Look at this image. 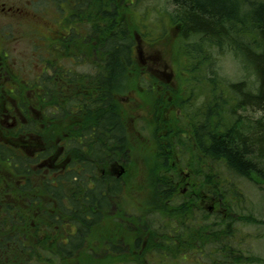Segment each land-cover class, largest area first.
Masks as SVG:
<instances>
[{"label":"rangeland","instance_id":"obj_1","mask_svg":"<svg viewBox=\"0 0 264 264\" xmlns=\"http://www.w3.org/2000/svg\"><path fill=\"white\" fill-rule=\"evenodd\" d=\"M31 1L34 10L43 12L47 16L46 18L39 15V17L30 20L31 28L48 36L50 31L43 26L49 27L59 34H64L68 30L69 24L65 19L68 16L69 7L61 4L63 9L61 11L54 0ZM136 1L139 0H130L133 5ZM250 1L253 4L258 3V0ZM174 3V0H145L139 4L138 8L140 10L151 9L155 12H152V21L155 24L152 29V31L155 30L153 35L157 38L160 35V39H163L157 45L159 56L168 64L170 71L174 74L173 80L178 82L180 88L182 87L178 97L186 104V109L189 112L187 118L192 116V118L206 119V122H209L214 113L217 114L218 111H225L229 108V106H225L231 105L234 108V94L229 90L232 85L245 83L246 91L255 92L258 87V75L235 50L232 37L225 40L224 45L219 47L209 46L199 37H192L188 42H184V49H182L181 45L184 40L182 39V42L179 40L180 33L177 31V27H180V16ZM123 14L125 15L126 11H123ZM131 14L138 20L139 13L136 8H132ZM45 19H50L53 22L45 25ZM239 20L247 22L248 19L244 17ZM140 23L146 25V19L140 18ZM131 24L133 23L131 22ZM76 27L78 28V26ZM77 33H81L79 28ZM23 36L25 35L21 37ZM30 36L32 35L30 34ZM135 36H139V34L135 33ZM79 39L80 37L76 36V40ZM30 41L29 38L21 40V70L25 80L34 81L41 74L43 68L36 61ZM73 43L78 47H75V50L74 47L72 48V59L68 60L67 64L72 75L86 77L87 74H95V68L90 65V61L86 57L89 51L86 52L82 49L79 42L73 41ZM191 50L194 51L191 52ZM191 53H198V56L193 57L196 54L192 55ZM77 56L82 57L73 61V57ZM136 57L140 59L138 54ZM63 58V55L57 58L56 63H60ZM199 60L202 63L198 62ZM63 66H66L65 62H63ZM200 66L202 67L199 71ZM138 80H140L138 72L129 75L127 89L119 91L118 102L122 108L127 130L134 128V122L135 124L140 123L138 118L144 114L145 117L148 114L151 116L156 111L152 106L149 108L138 89L135 90ZM213 80H216V83ZM216 96L220 99L217 100ZM56 100L60 102L59 99ZM235 112L239 120L246 118L261 121L264 118L260 110L253 111L248 108L236 107ZM66 117L67 112L62 116L58 115V126H56L58 138H62L66 133L69 124ZM196 121L198 122V120ZM185 125L182 126L183 131L178 140L180 143L183 141L182 145L187 143L189 146L188 151H183L182 148L181 151L182 158L191 161L189 167L185 166L182 169L190 180L188 182L185 180L180 185L178 193L188 192V194L178 195L172 204L179 207L187 202L190 207V213L187 216L176 214L172 218L163 219L162 215L154 212L151 205L154 196L149 186V177L151 175L154 177L157 173L160 174V172H152L155 169L158 171L163 169L158 164L146 168L143 163H135L127 169L126 175L122 179L125 197L122 198L121 208L112 209L110 213L102 215L101 221L93 229L94 238L90 245L71 258L60 259L50 256L46 248H55L54 242H48L54 233L47 230L49 227L47 219L40 218L42 220L40 225L43 227L41 234H43V239H47L46 243H36L32 252L33 256L23 255L21 257L16 252L15 254L19 256L17 259L14 257L12 261L20 262V264H24V260L30 264H264V184L259 180V184H257L256 181L252 182L236 177L228 172L224 164L203 158L197 150L195 137L191 134L192 125L190 122ZM156 130L157 133L148 141V144L153 147L161 142L164 145L169 139L165 137L164 131L158 132V128ZM142 132L149 134L143 129ZM9 140L12 141V139ZM137 144L139 145L138 142ZM193 160H196L194 164ZM165 172L166 179H169L172 173L169 170H165ZM177 173L180 174V170ZM10 191L12 192V189ZM41 191V194L45 195L43 188ZM204 196H207L206 200H209L205 202L206 204L203 203ZM208 196L216 198L215 212L208 209V205L211 204V199H208ZM193 197L197 200L194 201ZM8 199L13 210L10 219L14 218L16 222L21 221V210L27 209L23 207L20 199L14 197ZM147 200L151 204H146ZM131 205L134 206L132 210H136L134 215L138 223L132 224V227L122 226L119 224V218L129 221L126 211L130 210ZM167 207L170 208V205L167 204ZM228 215L231 217L230 219L227 218ZM8 218L7 215H0V220L6 225L5 227L9 224ZM222 219L227 222H223ZM145 221L148 225L147 228L143 225ZM29 222L34 228L36 221L30 219ZM5 227L2 230L5 234L21 232L19 223L12 225L8 231ZM14 227L15 229H13ZM66 228L68 231L70 230V227ZM61 231L63 230L60 228ZM136 240L140 242L141 249L134 247ZM107 242L116 244V246H119L120 242L124 251L120 254L104 251L103 248L107 247ZM51 252L54 253L55 250Z\"/></svg>","mask_w":264,"mask_h":264},{"label":"trees","instance_id":"obj_2","mask_svg":"<svg viewBox=\"0 0 264 264\" xmlns=\"http://www.w3.org/2000/svg\"><path fill=\"white\" fill-rule=\"evenodd\" d=\"M55 1L61 11L63 10L61 4L68 7L70 2L80 3L79 7H81L82 2L88 3L90 9H93V3H97L95 6L100 8L102 12L105 11L103 23L98 24L93 19H90V32L104 35L99 36V39L98 36L89 37L90 43H95L96 45L92 46L90 44V50L86 57L90 61V65L95 68V74H87L86 77L72 75L71 78L73 81H88L90 90L95 92L94 94L90 93V101L99 107L96 110H91V113L104 115L103 120H100V122L104 124L102 126L105 129L103 130L106 134L105 141L108 143L107 134L115 130L112 128L116 126V133L121 136L122 144L130 145L122 108L116 96L120 95L119 91L122 92L127 89L129 75L137 73H133L131 70V67L136 65L135 49L137 36H135V33L140 35L139 31H141L144 36L148 35L149 37L151 35L154 37L155 30L152 31V29L155 24L152 21V12H155L151 9L140 10L138 8L139 4L145 0L136 1L134 5L131 4L130 0ZM174 2L177 7L176 11L180 16L179 40L181 42L182 39L184 40L181 45L182 49H184V42H188L192 37H199L202 42H206L213 47L224 45L225 40L232 37L235 50L238 54H241L245 62L258 75V87L255 92L246 91L245 83L234 84L230 89L227 88L231 93L233 91L234 108L231 105L225 106H229V108L225 111H218L217 114L214 113L211 117L212 120L209 122H206V119L192 118V116L187 118L184 123L190 122L192 125L191 134L195 137L197 150L202 154L203 158L224 164L230 174L252 182L256 181L257 184H259V180L264 184V118L261 121L246 118L239 120L235 112L236 107H241V109L248 108L253 111L260 110L264 117V0H258L256 4H253L250 0H174ZM132 8L138 10V20L131 14ZM123 11H126L125 15ZM243 16L248 19L247 22L239 20L244 18ZM140 18L146 19V25L145 23H140ZM73 38L76 40V37ZM157 40L158 38L154 37L153 42ZM191 48L193 49V46ZM193 51L191 50V52ZM62 55L64 57L62 61L55 64L58 65L57 75L59 79L65 80L70 77L65 68H68L67 64L68 60H71V56L67 53ZM62 55H59L58 58ZM197 56L198 53L193 57ZM79 57L82 56L73 57V61ZM63 62H65L66 66H63ZM198 62L202 63L200 60ZM201 67H199V71ZM48 80L53 81L55 79L48 78ZM213 81L216 83V80ZM101 90H104V94L100 93ZM101 97L104 98L103 102H101ZM216 99L220 98L216 96ZM184 105L186 106V104ZM62 107L63 109L66 107L64 103ZM64 112L60 110L58 115ZM161 130L163 129L158 128V132ZM182 131V127H177L174 141L171 142L168 139L166 143L170 142L182 148L183 151H188V144L182 145L183 141L180 143L178 140ZM156 133L157 130L154 128L152 136ZM161 145H163L162 142L157 143L159 147L157 151H160ZM108 153V151L105 153L102 151L103 155H108ZM155 156L159 161L163 154L158 152ZM79 160L80 162H78ZM193 161L195 162L196 160ZM15 162L21 167L23 166L22 159L21 162L18 159ZM159 165L163 170L160 169L158 171L155 169L152 172H160V174L157 173L156 176L153 174L154 177L152 175L149 177V186L154 196L153 204L148 200L145 203L151 204L154 212L162 215L163 219L172 218L176 214L187 216L190 213V207H188L187 202L179 207H175L172 204L176 200L178 192L174 189L169 179H166L165 170L172 172L170 166ZM71 168L73 169L71 173L59 176L57 180L48 181V184L45 183V194L56 195L55 202L57 206L53 202L48 203L40 200V207L38 208L45 210V212L38 214L41 216L36 217L32 211L25 212L21 210V221L16 222L14 218L10 219L13 211L10 206V213L7 215L9 216L8 226L5 227L6 225L0 220V251H2L0 257H3V259L8 257L10 261L6 262L1 259L0 264H20V262L14 263L12 261L14 257L17 259V256H19L15 254L16 252L21 257L23 255L33 256L32 252L35 244L46 243L47 239H43V234H41L43 227L40 225L42 221L40 218L47 219L49 222L47 230L54 233L48 242H54L55 248H46L50 256L60 259L71 258L91 244V240L94 238L93 229L101 221L103 211L109 213V210L113 209L114 196L117 193H123V183L109 174L103 176L97 168L92 167V162H82V157L77 160V166L71 165ZM68 195H73V197L68 199ZM86 195L88 200L85 198ZM33 202L31 200L32 204ZM167 204L170 205V208L167 207ZM72 205L73 212L69 209ZM227 218L230 219L231 217L228 215ZM30 219L36 221L34 228L29 222ZM222 221L227 222L223 219ZM15 223L21 224V235L20 233L5 234L2 232L4 227L8 231ZM143 225L145 228L148 227L146 221L143 222ZM71 226L75 229L70 228L68 231L66 227ZM60 228L63 231L60 232ZM9 243L14 244L12 249L15 250H7L6 246ZM107 243L110 244L108 245ZM107 243V247L103 248L104 251L112 254L124 251L120 243L119 246H114L111 242ZM138 245V249H141L140 242ZM52 250H55V252H51ZM23 262H25L24 264H30L26 260Z\"/></svg>","mask_w":264,"mask_h":264},{"label":"flooded vegetation","instance_id":"obj_3","mask_svg":"<svg viewBox=\"0 0 264 264\" xmlns=\"http://www.w3.org/2000/svg\"><path fill=\"white\" fill-rule=\"evenodd\" d=\"M92 5L94 7L90 9L88 3L82 2L79 7L80 3L70 2L68 16L65 19L69 24L68 30L64 34H59L43 26L50 31L48 36L42 35L29 25V21L39 15L47 18L43 12L34 10L31 0H0V215H9L8 198L14 197L21 200L23 207L27 209L25 212L32 211L36 217L41 216L38 215L43 210L38 208L40 200L56 205V195L41 194L45 183L48 184V181L57 180L59 176L71 173L73 171L71 165L77 166L80 157L82 162H92V167L97 168L103 176L109 174L120 182L127 169L135 163H143L146 168L153 164L169 165L172 170L169 181L177 192L185 180L187 182L190 180L182 169L185 166L189 167L191 161L182 158L181 148L169 142L161 145L160 151H157L159 150L157 145L153 147L148 144L154 128H162L165 137L169 136V140L173 142L176 128L185 125L188 114L186 106L178 97L182 87L180 88L178 82L173 80L174 74L159 56L157 45L163 41L160 39L161 36H158L159 41L153 42V36L150 35L149 38L139 31L135 55L138 52L137 48L141 55L140 59L135 57L136 65L131 67L132 72H138L140 76L135 90L138 89L149 108L152 106L156 111L151 116L141 115L142 117L138 118L140 123L134 122V128L127 130L130 145L122 144L121 136L116 133V126L112 128L115 130L110 129L112 131L107 134L108 143L105 141L106 134L102 126L104 124L100 122L104 115L91 113V110H96L99 106L90 101V93L95 92L90 90L88 81H73L69 68H65L69 79L68 77L65 80L59 79L58 65L55 63L58 56L63 53L73 55L72 48L75 50V47H78L73 41L79 42L81 48L87 52L90 50V36H98V39L99 36H104L102 33L90 32V19L98 24L105 20V11L102 12L95 6L97 3ZM51 22L53 21L50 19L44 20L45 25ZM76 26L81 30L80 34L77 33ZM21 34L25 36L21 37ZM76 36L80 39L74 40L73 37ZM25 38L31 40L32 52L43 68L34 81L25 80L22 75L21 40ZM48 78L55 80L51 81ZM100 93L104 94V90ZM116 98L119 100V95ZM103 101L104 98L101 97V102ZM63 103L66 106L64 109ZM60 110L67 112L66 118L69 120L62 138H58L56 130ZM142 129L149 134H144ZM102 151L109 153L103 155ZM158 152L163 154L159 161L155 156ZM16 159L20 162L22 159V167L17 162L14 163ZM192 163L194 164V161ZM176 170H180V174ZM181 194L185 196L188 192L177 195ZM70 197L73 195L67 196L68 199ZM123 197L125 195L122 192L114 196L113 210L121 208ZM206 197L204 196L203 203L209 201ZM85 198L88 200L87 195ZM209 198L214 206L210 204L208 209L215 212L216 198L208 196ZM192 199L197 200L194 197ZM31 200L34 201L33 204ZM72 207L73 205L69 208L70 211L73 210ZM133 207L131 205L130 210L126 211L129 221L119 218L120 225L132 227V224L138 223ZM104 213L103 211L102 215ZM70 228L75 229L73 226ZM138 244L139 241L136 240L134 247L138 248ZM13 246V243H9L6 248L12 251L15 250L12 249ZM1 259L3 257H0ZM3 260L10 261L8 257Z\"/></svg>","mask_w":264,"mask_h":264},{"label":"water","instance_id":"obj_4","mask_svg":"<svg viewBox=\"0 0 264 264\" xmlns=\"http://www.w3.org/2000/svg\"><path fill=\"white\" fill-rule=\"evenodd\" d=\"M137 51H138V55L140 56V55H141V52H140V50L138 49Z\"/></svg>","mask_w":264,"mask_h":264}]
</instances>
